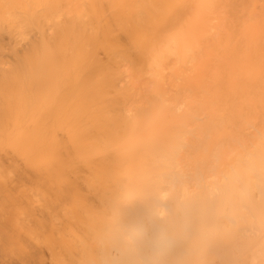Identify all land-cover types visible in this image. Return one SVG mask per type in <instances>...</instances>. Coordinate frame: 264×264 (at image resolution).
I'll use <instances>...</instances> for the list:
<instances>
[{
    "label": "bare ground",
    "instance_id": "6f19581e",
    "mask_svg": "<svg viewBox=\"0 0 264 264\" xmlns=\"http://www.w3.org/2000/svg\"><path fill=\"white\" fill-rule=\"evenodd\" d=\"M248 8L264 0H0V264H264Z\"/></svg>",
    "mask_w": 264,
    "mask_h": 264
},
{
    "label": "rangeland",
    "instance_id": "374dc122",
    "mask_svg": "<svg viewBox=\"0 0 264 264\" xmlns=\"http://www.w3.org/2000/svg\"><path fill=\"white\" fill-rule=\"evenodd\" d=\"M251 4H252V3H251ZM251 4H250L248 7H250V8L252 9V7L254 8V6H251ZM253 4H254V3H253ZM256 4H258V3H256ZM256 4H255V5H256ZM247 5H248V4H247ZM247 5H245V6H247ZM245 6H244V7H245ZM244 7H243V8H244ZM255 7H256V6H255ZM250 8H248V10H249ZM259 8H260V7H259ZM251 9H250V10H251ZM254 9H255V11H258V9H256V8H254ZM240 11H241V10H240ZM243 11H244V10H243ZM246 11H247V9H246ZM251 11H252V10H251ZM259 11H261V10H259ZM194 12H196V11H194ZM252 12H253V11H252ZM197 13H199V12H196V14H197ZM242 13H243V12H241V14H242ZM253 13H254V14H252V16H251L252 21H250V19H249L250 16H249V17L247 16V15L249 14L248 11L245 12V13H243V15L240 16V17H239V15H238V17H239L240 19H239V18H237V19L241 20L242 17H243V19H242V20H244L243 22H246V21L250 22V23L246 22L247 25H248V24L251 25V26H249L248 28L253 27V28H255V30H256L257 28L260 29V30H261V29L263 30L262 25H263V22H264V21H262V20L260 21L259 19H261L262 17H264V14H262V16L260 17V16L258 15V12H253ZM255 13H256V14H255ZM192 14H193V10L190 12V14H187V13H186V14L184 15V17L182 16V18L184 19V22H185V23H182V25H181V28H182V29L184 28V29H183V30H184L183 35L186 33V31H185V30H186V27H184V25L187 24V23H186V18H188L189 15L192 16V17H191L190 19H188L187 21H189V20L192 21L193 24H192V22H190V24H191V25H194V26L189 27V28H190V29H193V28L195 29V28H197V29H195V30H198V29H200L199 27H201V25H198V26L196 27V24H195L196 21L199 22V20H195V17H197L198 14H197V15H195V13H194L193 15H192ZM199 14H201V13H199ZM246 14H247V15H246ZM250 15H251V14H250ZM255 15H257V16H255ZM198 16H199V17H197V18H201V15H198ZM215 17H218V18H219V16H217V14H215ZM215 17H214V19L216 20L217 18H215ZM247 17H248V18H247ZM259 17H260V18H259ZM197 18H196V19H197ZM191 19H194V20H191ZM237 19H236V21H237ZM263 19H264V18H263ZM215 20H214L215 23L218 22V21H215ZM217 20H218V19H217ZM239 20H238V23H237V24H234V23H233L231 26L234 28L236 25H237V26H239V25H243L242 21L239 23ZM256 20H257V21H256ZM201 21H202V20H201ZM197 22H196V23H197ZM234 22H235V21H234ZM252 22H254V23H252ZM92 23H93V22H92ZM163 23H164V22H163ZM163 23H162V24H163ZM212 23H213V22H212ZM229 23L231 24V21H230ZM258 23H260V24H258ZM190 24H189V25H190ZM197 24H200V23H197ZM189 25H186V26L188 27ZM234 25H235V26H234ZM156 26L158 27V29L163 28V29H164L166 32H168V33H165V31H160V30H158V31H159V32H158V31H155L156 29H153L154 31L152 32V35H154V33H160V34H162V33L164 34V33H165V34H167V35H164V36H165L164 38H166V36H168V35L172 32L171 29H170V28L172 27V25L169 24V22H165L163 25H156ZM156 26H155V28H157ZM161 26H164V27H161ZM237 26H236V27H237ZM239 27H240V26H239ZM241 27H242V26H241ZM152 28H154V27H152ZM163 29H162V30H163ZM168 29H169V30H168ZM251 29H252V28H251ZM113 30H114V29H113ZM131 30H132V29H131ZM235 30H237V29H235ZM211 31H212V30H211ZM213 31H214V30H213ZM213 31H212L211 34H214V35H215V32L213 33ZM262 33H263V31L260 32V35H261ZM160 34H157V35L159 36ZM155 35H156V34H155ZM157 35L155 36V38L157 37ZM263 35H264V34H263ZM263 35H261V38L264 37ZM162 36H163V35H162ZM162 36H161V39H162ZM130 37H131V36H130ZM130 37H129V39H132V38H130ZM132 37H133V36H132ZM133 38H134V37H133ZM159 38H160V36H159ZM261 38H260V39H261ZM124 39H126V38H124ZM213 39H214V38H213ZM213 39H212V40H213ZM98 41L100 42V40H98ZM111 41L113 42L114 39L111 40ZM116 41L118 42L117 39H115V42H116ZM124 41H126V40H124ZM213 41H215V40H213ZM213 41H212V42H213ZM263 41H264V38H263ZM115 42H114V44H115ZM130 42H132V43H130ZM127 43H128V45H131V44L134 43V41H128V40H127V42L124 44V47H125V45H126ZM129 43H130V44H129ZM201 43H203V42H201ZM201 43H199V44H201ZM119 44H121V43H119ZM204 44H206V43H204ZM116 45H117V44H116ZM128 45H127V46H128ZM208 45H210V46H207V47H210L211 49H210V48H207V47H204V49H201V50H203V53H202V51H201V52H200V54H201L200 56H203V55L205 54V51H207V49H210V50H214V49H216V50H217L216 47H214V49H212L213 46H214L215 44H213V46H212V44H208ZM197 46H199V45H197ZM203 46H206V45H203ZM215 46H216V45H215ZM120 47H121V49H124V48H122V46H120ZM131 47H132V46H131ZM201 47H202V46L196 47V50L199 51ZM125 48H126V47H125ZM127 48H129V47H127ZM206 48H207V49H206ZM198 49H199V50H198ZM127 50H128V49H127ZM197 51H196V52H197ZM208 51H209V50H208ZM216 52H218V51H216ZM93 54H94V53H93ZM197 54H199V53H197ZM197 54H196V55H197ZM202 54H203V55H202ZM206 54H207V52H206ZM215 54H218V53H215ZM94 55H95V54H94ZM129 56H130V55H129ZM197 56H198V55H197ZM204 56L206 57V55H204ZM204 56H203V57H204ZM127 58H129V57H127ZM215 58H217V56H216ZM132 59H134V57L131 58V59L129 58V60H131V65H132V62H133ZM197 59H198V58H197ZM212 59H213V58H212ZM169 60H170V59L165 60V61H169ZM199 60H202V59L199 58ZM216 60H217V59H216ZM214 61H215V60H213V62H214ZM128 62H130V61H128ZM171 62H173V60H172ZM171 62H169V65H172V66H168V64H167V65H165V66H167L168 68H164V67H163L165 70L163 69L162 72H163V73L165 72L164 74H166V77H168L169 75H171V74L173 73V72H172V71H173V70H172L173 68H171V67H174L173 65L175 64V62H173L174 64H170ZM200 62H201V61H199L198 63H200ZM166 63H167V62H164V64H166ZM193 63H194V62H193ZM120 64H121V63H120ZM126 64H128V63H126ZM126 64H124L123 66L126 68V70H128V68H129L130 66H128V68H127ZM186 64H187V63H186ZM189 64H192V63H189ZM194 64H195V63H194ZM194 64H193V65H194ZM129 65H130V64H129ZM182 66H183V65L181 64V68L178 70V75H179L178 80H179V79H182L183 77L187 78L188 75L186 76V72L188 71V72H187V74H188L190 70H193L192 68L189 69V70H186V69L189 68V67H187L186 69H184V70H185V71H184V70L182 69ZM184 66L186 67V65H184ZM188 66H191V65H188ZM121 68H122V67H121ZM125 68H123V69H125ZM130 69H131V68H130ZM138 69H139V68H138ZM168 69H169V70H168ZM166 70H168V71H166ZM171 70H172V71H171ZM181 70H183V71H181ZM169 71H171L172 73L169 72ZM128 72H130V71H128ZM132 72H133V71H131V73H130L131 75H132ZM134 72H135V71H134ZM142 72H145V71L142 70ZM142 72H141V69H140L139 72H138L139 75H137L136 72H135V74L133 73L134 75H137L138 77L141 76V78H140L141 80H139L138 83L135 82V84H134L135 86H137L138 91H139V89H141V88H145V89H143V90H145V91L140 90V92L142 91V94H141V93H138V92L135 90V92L137 93V94L135 93L136 97H137V95H138V97H139V94H140V96H141V95H144V94H147L146 92H149V91H147L146 89H149V90H150V86H151V85H148V84L146 85V80H145V79H147V77H146L147 75L143 74ZM168 72H169V73H168ZM140 73H141L142 75H140ZM179 73H181V74H179ZM182 73H184V74H182ZM190 73H191V71H190ZM193 73H194V74H195V73L198 74V71H197V70H194ZM194 74H191V75L194 77V76H195ZM197 74H196V75H197ZM134 75H132L131 78H132V77H135ZM182 75H183V76H182ZM191 75H190V76H191ZM142 76H144L145 78L142 77ZM164 76H165V75H164ZM164 76L162 75V78H163ZM138 77H137V79L134 78V80H135V81H138ZM169 77H170V76H169ZM195 77H196V76H195ZM142 78H144V81H143ZM163 79H164V80H163ZM163 79H162V84H163V86H166V87L169 86L167 89L170 88V91L173 90L172 87H173L174 85H173L172 82L169 81V80H171V78H170V79H168V78H163ZM178 80H176L175 82H176V83H178V82L182 83L181 80H180V81H178ZM117 81H120V79L117 80ZM140 81H143V82L140 83ZM163 81H164V82H163ZM166 81H167V82H166ZM168 81H169L170 83H169ZM182 81H184V80H182ZM185 81H186V80H185ZM144 82H145V83H144ZM119 83H122V82H119ZM136 83H137V84H136ZM139 83H140L141 85H139ZM148 83H149V81H148ZM168 83H169V84H168ZM171 83H172V85H171ZM135 86H134V87H135ZM144 86H145V87H144ZM147 86H148V87H147ZM161 86H162V85H161ZM163 86H162V88H164ZM194 86H195V85H194ZM166 87H165V88H166ZM198 87H199V86H198ZM198 87H197V88H198ZM173 88H175V87H173ZM181 88H182V86H181ZM181 88H180V89H181ZM185 88H188V86L186 85ZM185 88L183 87L181 90H183V89H185ZM200 88H201V87H200ZM135 89H136V87H135ZM177 89H179V88H177ZM189 89H190V88H189ZM165 90H166V89H164L163 91H165ZM175 90H176V88H175ZM181 90H179V91L177 90V91L180 92ZM187 90H188V89H186V91H187ZM193 90H195V89H193ZM199 90H200V89H196V90H195V91H196L195 94H197V91H199ZM184 91H185V90H184ZM166 92H167V91H166ZM172 92L174 93V91H172ZM187 92H188V91H187ZM189 92H194V91H192V89H191V91L189 90ZM164 93H165V92H164ZM168 93H170V92H167L166 94H168ZM176 93H177V92H176ZM198 93H200V91H199ZM183 94L185 95L184 92H183ZM183 94H182V95H183ZM186 94H189V93H186ZM176 95H177L179 98H182V97H183V96L180 97L178 93H177ZM191 95H192V94H191ZM186 96H187V95H185L184 97L187 98ZM188 96H190V95H188ZM196 96H197V95H195V97H196ZM142 97H145V96H142ZM197 97H199V96H197ZM131 102H132V101H131ZM137 103H138V102H137ZM132 104H133V103H131L130 105H132ZM134 104H136V103L134 102ZM134 106H135V105H133V107H134Z\"/></svg>",
    "mask_w": 264,
    "mask_h": 264
}]
</instances>
